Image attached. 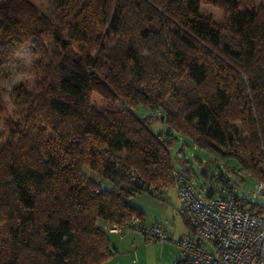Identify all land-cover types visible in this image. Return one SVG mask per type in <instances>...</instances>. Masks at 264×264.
I'll return each instance as SVG.
<instances>
[{"label":"trees","instance_id":"trees-1","mask_svg":"<svg viewBox=\"0 0 264 264\" xmlns=\"http://www.w3.org/2000/svg\"><path fill=\"white\" fill-rule=\"evenodd\" d=\"M53 1L65 20L45 21L31 0H0V67L28 42L49 57L42 89L16 90L25 109L0 150V264H104L115 254L110 226L144 220L131 198H161L174 170L204 175L208 195L264 180V14L245 0ZM158 120L167 128L156 131ZM179 141L208 160L194 155L196 170L174 159ZM174 264L187 261L180 253Z\"/></svg>","mask_w":264,"mask_h":264},{"label":"rangeland","instance_id":"rangeland-1","mask_svg":"<svg viewBox=\"0 0 264 264\" xmlns=\"http://www.w3.org/2000/svg\"><path fill=\"white\" fill-rule=\"evenodd\" d=\"M31 1L37 5L39 8L38 11L41 12L45 21L60 22L63 19L65 20L66 15L64 8L60 6L59 3L53 0ZM80 1L81 0H70L68 3L71 7H75ZM245 1L264 14V0ZM201 9L205 13H210L214 19L222 18L223 10L217 5L202 3ZM41 42V46L47 49L48 52L56 48L53 40L44 37L41 39ZM48 59L49 57L45 56L43 51L40 50V46L34 45V42H28L14 55V57H10L9 60L0 67V93L5 106V111L0 116V150L7 145V140L11 136V126L16 128L15 123L21 119V112L25 109V106L22 104L26 99H21L20 95H18V99H16V90L19 89L23 93L37 94L42 89L39 88V81L42 77L44 64L48 62ZM134 110L142 116H145L151 111L141 106ZM153 127L156 131L167 128L162 120L155 121ZM183 139H185V137L180 138V141ZM180 141L171 147L174 159H176L177 155L180 153V158L187 157L192 160L195 169L198 170L199 163L194 155H200L199 152L205 155L207 152L199 148L197 149L194 145H190L185 151H181L183 145H179ZM183 152H185V154ZM176 164V168H178L180 162H176ZM87 172L94 175V173L90 172L88 169ZM96 175L98 176V174ZM247 179L249 180L248 184H253V186H255L253 177L247 176ZM193 182L199 189L202 188L201 186L207 188L212 186L209 180L205 181V176L201 173H198V177H193ZM245 194L252 200L253 195L249 193V190L245 192ZM0 197V201H4L5 196L0 195ZM259 199L264 200L263 197ZM159 201L164 204L165 207L164 214L160 216L162 221L167 224L171 238L178 240L182 236L188 234V224L180 211V203L175 186L167 191L164 200ZM8 210L9 208L4 206L3 209L1 208L0 212ZM153 210L154 209L150 211L151 214L154 213ZM154 217L153 215L152 219ZM1 235L2 238L5 237V230H3ZM109 235L111 241L118 247V256L112 261V264H174L176 260L180 258V246L172 239L160 241L147 238V236L139 233L135 235L125 234L123 238H120L118 233L111 232Z\"/></svg>","mask_w":264,"mask_h":264},{"label":"built area","instance_id":"built-area-1","mask_svg":"<svg viewBox=\"0 0 264 264\" xmlns=\"http://www.w3.org/2000/svg\"><path fill=\"white\" fill-rule=\"evenodd\" d=\"M245 179L242 186L229 182L222 191L208 195L207 189L197 188L182 171L174 170L180 207L193 227L176 241L187 264H264V214L241 202L249 190L252 201L264 209V200L259 199L264 198V180L253 177V186ZM110 227L117 232L137 231L160 241L172 239L161 223L144 224L138 216L125 227Z\"/></svg>","mask_w":264,"mask_h":264},{"label":"crops","instance_id":"crops-1","mask_svg":"<svg viewBox=\"0 0 264 264\" xmlns=\"http://www.w3.org/2000/svg\"><path fill=\"white\" fill-rule=\"evenodd\" d=\"M182 138V137H180ZM204 153V152H203ZM200 155L196 154V156L200 157L201 159L203 160H208V156L209 154L205 153L204 154H201V152H199ZM205 189H207V187H205ZM169 191V189L167 190ZM167 191H165L162 195L161 198H158V197H155L153 195H150L146 192H142V193H138L136 194L135 196H133L131 198V201L132 203H134L136 206H138L140 209H142V211H144L145 213V219L142 220L144 224H153V223H161L167 230V224L165 222L162 221V218L160 215H163L164 214V204H162L159 200H164L166 198V195H167ZM154 209V213L151 214L150 211ZM153 215L155 216L153 219ZM189 228V226H188ZM110 233L113 232V233H118L119 234V237L120 238H123L125 236V234H132V235H135L139 232L137 231H130L129 229H122L121 232H117V231H113V230H109ZM190 231V228L188 229L187 232ZM141 234V233H139ZM110 237V235H109ZM111 241V239H110ZM111 244H112V249L115 251V254L112 258L108 259L104 264H112V261L114 259L117 258V254H118V247L115 243H113L111 241Z\"/></svg>","mask_w":264,"mask_h":264},{"label":"water","instance_id":"water-1","mask_svg":"<svg viewBox=\"0 0 264 264\" xmlns=\"http://www.w3.org/2000/svg\"><path fill=\"white\" fill-rule=\"evenodd\" d=\"M188 264H191V263H188Z\"/></svg>","mask_w":264,"mask_h":264}]
</instances>
